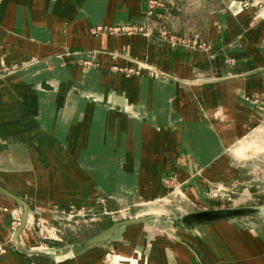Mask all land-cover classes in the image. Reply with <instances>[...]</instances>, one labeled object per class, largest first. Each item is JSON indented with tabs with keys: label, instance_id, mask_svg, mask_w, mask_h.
I'll return each mask as SVG.
<instances>
[{
	"label": "crops",
	"instance_id": "obj_1",
	"mask_svg": "<svg viewBox=\"0 0 264 264\" xmlns=\"http://www.w3.org/2000/svg\"><path fill=\"white\" fill-rule=\"evenodd\" d=\"M10 1L19 2L26 13L16 11L15 19L12 13L6 17ZM30 1L39 6L32 8ZM147 3L5 0L0 8V24L7 26L5 18L15 21L16 33L21 31L23 17L40 39V43H32L8 32L9 26L5 30L0 27V69L27 59L35 49L42 52L49 39L82 47L90 42L96 50L120 48L170 72L179 82L174 86L163 79L117 75L109 70L111 55L96 53L90 57L103 63L99 73H74L54 61L16 74L15 91L3 89L0 83V188L20 199L29 195L28 201L23 200L28 208L32 206L29 201L40 203L42 221L53 227L61 228L62 220L54 214L55 204L67 211L83 208L88 216H99L70 230L63 244L49 241L48 246L44 244L46 248L41 245L42 251H35L39 244L32 227L23 229L18 244L11 232L6 234L14 211L21 206L0 194V208L10 207L0 214V240L7 247L0 264H96L86 262V257L97 247L88 248L85 242L105 230L110 216L122 210L126 195L134 199L141 191L144 198L159 197L166 191L161 186L166 175H175L177 184L197 178L208 186L238 183L242 176L241 167L230 164L225 147L232 149L238 141L243 145L241 139L264 121V110L254 101L264 100V0H227L222 8L208 13L204 26L193 32L207 47L204 50L168 46L157 38L159 30L151 19L141 23L149 37H89L95 24H114L120 19L134 22L136 17H144ZM43 17L46 19L40 23ZM41 72H48L47 77L33 79ZM195 79L202 86H196L194 93L180 86ZM225 90L229 97L223 102ZM184 152L186 159L180 156ZM186 192L193 195L191 187ZM97 197L104 198L96 201ZM207 226H215L220 239L206 237V245L201 243L200 250L188 242L191 235L164 231L166 239H171L169 244H155L152 252L157 257L121 247L113 252V264H204L209 259L211 264L218 259V264H264V250H260L261 256L257 250L258 241L264 245V226L252 230V235L260 236L258 241L239 232L232 223Z\"/></svg>",
	"mask_w": 264,
	"mask_h": 264
},
{
	"label": "rangeland",
	"instance_id": "obj_2",
	"mask_svg": "<svg viewBox=\"0 0 264 264\" xmlns=\"http://www.w3.org/2000/svg\"><path fill=\"white\" fill-rule=\"evenodd\" d=\"M55 1L56 0H51V3H54ZM224 1L227 0H148L147 11L144 13V17H136L134 22L120 19L114 24H95L91 26L89 30V37L97 38L101 36H110L112 38H117L118 36L123 37L135 35L149 37L150 33L147 32L146 29H142L141 23H146L148 19L152 18L156 28L159 30L157 38L160 41L167 43L168 46H175L178 50L184 51L185 49H192L193 51H199L201 49L198 47L199 45H197V47L194 45L195 34L193 32L197 29H201L207 19V14L222 8L225 5ZM4 3L5 0H0V8L4 6ZM30 5L32 8H37L39 6L35 1H30ZM5 10L4 15L9 17V13H12L14 19L16 11H21L23 15L26 13V9L20 5L19 2L14 1H10ZM49 10L50 12L53 11L52 5ZM173 13H176V19H173L175 22H170L171 24H169L167 17L173 15ZM35 14V18H38L39 13L36 12ZM0 15L3 16L2 13ZM166 18L167 20H165ZM5 19L7 21L6 25L9 26L8 32L17 35L20 38L27 39L29 42L40 43V39L35 37L30 31L27 19L23 20L24 18L22 17L20 20L19 18V30L21 31L16 33L14 32L17 31L16 26L14 25L15 21L13 23L12 20L9 21V18ZM45 19L46 18L43 17V19L41 18L38 21L44 23ZM64 25L65 27H68L70 24L66 21L64 22ZM7 26L0 24V27L4 30ZM45 44L46 47L41 49L42 52L35 49L27 59H20L1 66L0 83H3V89L15 91L14 86L17 85L15 81L16 74L24 71L36 70L46 62L59 61V67L62 69L70 68L74 73H77L78 70L83 72V74L102 72L103 63L100 60H94L90 57L91 54L96 53L111 55L113 63L110 64L109 70L117 75H125L130 78L146 77L153 80L163 79L171 82L174 86H177V83H179L170 72L164 71L156 65H150L146 60H140L138 58L139 55L130 56L128 51H123L120 48L114 50L107 48L96 50L91 48L90 42L82 47L80 45H60L49 39H46ZM50 47H54L55 49H50ZM0 49H2L1 45ZM202 49H207V47L202 46ZM127 65H132V67H127ZM47 73L48 72H41L37 76H34L33 79L47 77ZM194 81L195 82H192L190 85L181 83L180 86L183 85L182 87H189L194 93L196 86H202L200 80L195 79ZM5 86L7 87L5 88ZM228 94L229 91H223V97L221 99L223 102L228 100ZM254 101L258 104L260 109L264 110V100L255 99ZM228 122H230V120ZM241 140L244 142L241 146H239L238 141L234 144V147L236 148L233 147L230 149L231 146L225 147V153L231 158L230 164L235 166L239 165L242 169V176L239 177L238 183H235V181H229L226 183L218 182L210 183L208 186L206 182L196 178L192 181H185L184 183L178 182L177 184V181L174 178L175 175H166L162 177L161 180L162 189H166L165 194L161 193L159 197L152 199L144 198V196L140 194L141 191L137 192L136 195L134 194V199H132L130 195H126V197L122 198L124 200L121 201L122 210L117 214L111 215V219L106 226L108 227L121 221L136 218H147L149 219L148 222L121 228L117 235L123 234L124 238L120 239L115 237L107 243L97 245L95 251L91 252L86 257V262L96 261V264H113L115 256L113 252L119 250L121 247H124L125 249L131 248L136 252L140 251L148 256H156V254H153L152 252L155 244H169L167 240L170 241L171 239L169 237L166 239L164 231L169 233L181 232L176 231L171 227H163L160 219H168L203 209L212 210L238 206L264 205V121L259 124L257 128L251 129ZM116 152L120 153L119 150ZM225 153L220 155L218 159L222 158ZM180 154H182L180 155L182 156V159L188 158V154L185 152ZM167 159L169 160L171 157ZM121 168L123 169L122 165ZM138 184L136 185V188H138ZM187 187L192 188L193 195L187 194ZM20 197H22L21 199L24 201H28L30 198L27 194L21 195ZM203 197H206L207 199L201 200ZM103 198L104 197H97L96 201L102 200ZM189 198H193L194 201ZM11 203L14 206H18L14 201ZM29 203L32 205L30 208L27 207L28 215H31V219L27 220L25 227L30 226L33 228L34 237L39 244L35 251H42L41 245L48 246L49 241L63 244V241H66L67 236L70 234L68 233L70 230L82 226L87 222L90 223L91 220H98L99 218L98 215L88 216L89 214L83 208L80 210L74 208L67 211L55 204L53 206L54 214L59 215L62 219L59 220L61 228H57L42 221L41 217L43 209L40 203H33L31 201H29ZM9 209V206L1 207L0 214H2L4 210L9 211ZM15 212L16 211H14L12 220L9 224V229L6 233L7 235L11 232L14 236L22 225V213L15 216ZM92 213L94 212H91L90 214ZM232 224L235 225L239 232H244L252 240H257L256 238H260V236L252 235V230H254L255 227L264 226V221L248 219L234 222ZM53 228L59 232H52L51 229ZM61 232H63V236L61 235ZM182 233H187L193 237L192 241L189 240L188 242L192 243L191 245L198 250L201 248V243L206 245V237H214L217 238V240L220 239V235L215 226L194 227L190 228L188 231H183ZM178 234L180 235L181 233ZM173 243L178 244L179 242ZM257 243L260 245V247L257 245V250H259L261 256L260 250H264V245L259 241ZM182 246L184 247V245ZM44 248H46V246ZM202 249L206 251L204 248ZM5 253H7V247L5 246L4 241L0 240V256ZM262 254L264 255V253ZM227 259L233 260V258ZM218 262L216 264H218ZM247 262L250 264H259V262L256 261ZM227 263L234 264L238 262ZM194 264L200 263L195 262ZM204 264H211L210 259ZM212 264L215 263L213 262ZM238 264L245 263L242 261Z\"/></svg>",
	"mask_w": 264,
	"mask_h": 264
},
{
	"label": "water",
	"instance_id": "obj_3",
	"mask_svg": "<svg viewBox=\"0 0 264 264\" xmlns=\"http://www.w3.org/2000/svg\"><path fill=\"white\" fill-rule=\"evenodd\" d=\"M0 194L18 202L22 208V225L14 235L13 241L18 244L20 234L25 228L28 220V206L19 197L0 188ZM248 219L264 221V205L259 206H238L230 208H219L212 210H198L175 216L168 219H160L161 225L165 228L171 227L176 231H188L190 228L213 225L217 223H234ZM147 218H136L121 221L113 224L109 228L93 236L85 242V246L90 248L103 243H107L115 238L119 230L130 225H137L148 222Z\"/></svg>",
	"mask_w": 264,
	"mask_h": 264
},
{
	"label": "trees",
	"instance_id": "obj_4",
	"mask_svg": "<svg viewBox=\"0 0 264 264\" xmlns=\"http://www.w3.org/2000/svg\"><path fill=\"white\" fill-rule=\"evenodd\" d=\"M168 18V22H169V24H171L170 22H175V20L173 21V19H176V13H173V15H169V17H167ZM167 18L165 19V20H167ZM151 20H152V22H154V20L151 18ZM170 26V25H169ZM181 34V33H180ZM198 37H200V35H197ZM110 226H112V225H110ZM110 226H108V227H106V228H104V229H107V228H109Z\"/></svg>",
	"mask_w": 264,
	"mask_h": 264
},
{
	"label": "built area",
	"instance_id": "obj_5",
	"mask_svg": "<svg viewBox=\"0 0 264 264\" xmlns=\"http://www.w3.org/2000/svg\"><path fill=\"white\" fill-rule=\"evenodd\" d=\"M194 45H195V47H197V45H199L198 47L199 48H202V46H205V45H202L201 43H199L198 42V40L197 39H195V43H194ZM52 230V232H59L58 230H56V229H51Z\"/></svg>",
	"mask_w": 264,
	"mask_h": 264
},
{
	"label": "bare ground",
	"instance_id": "obj_6",
	"mask_svg": "<svg viewBox=\"0 0 264 264\" xmlns=\"http://www.w3.org/2000/svg\"><path fill=\"white\" fill-rule=\"evenodd\" d=\"M20 211H21V212H20ZM19 213H22V208H20L19 212H18V211L15 212V216L18 215ZM20 235H21V234H20ZM13 238H14V236H13ZM115 259H117V258H115ZM126 264H127V263H126Z\"/></svg>",
	"mask_w": 264,
	"mask_h": 264
}]
</instances>
